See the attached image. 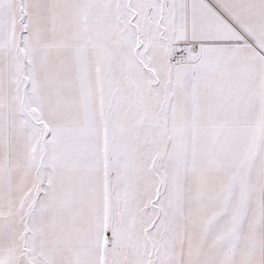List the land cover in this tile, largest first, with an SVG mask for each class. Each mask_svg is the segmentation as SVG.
I'll use <instances>...</instances> for the list:
<instances>
[{"label":"snow or ice","instance_id":"snow-or-ice-1","mask_svg":"<svg viewBox=\"0 0 264 264\" xmlns=\"http://www.w3.org/2000/svg\"><path fill=\"white\" fill-rule=\"evenodd\" d=\"M0 264H264V0H0Z\"/></svg>","mask_w":264,"mask_h":264}]
</instances>
